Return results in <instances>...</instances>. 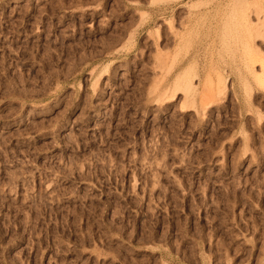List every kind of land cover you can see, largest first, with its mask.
Masks as SVG:
<instances>
[{
  "label": "rangeland",
  "instance_id": "1",
  "mask_svg": "<svg viewBox=\"0 0 264 264\" xmlns=\"http://www.w3.org/2000/svg\"><path fill=\"white\" fill-rule=\"evenodd\" d=\"M263 13L0 0V264H264Z\"/></svg>",
  "mask_w": 264,
  "mask_h": 264
},
{
  "label": "bare ground",
  "instance_id": "2",
  "mask_svg": "<svg viewBox=\"0 0 264 264\" xmlns=\"http://www.w3.org/2000/svg\"><path fill=\"white\" fill-rule=\"evenodd\" d=\"M261 9V8H260ZM262 10V9H261ZM261 10H259L260 12L259 13H261L262 11ZM257 12H258V10H257ZM246 13V12H245ZM264 14V13H263ZM247 15V14H246ZM248 17H249V15H248ZM245 26H246V29L249 31V32H251V31H253V29L254 28H252V25L249 23V21H248V18L246 17L245 18ZM262 25V24H261ZM259 36H261V35H259ZM252 38H254V37H252ZM251 39V38H250ZM262 62H264L263 60H261ZM254 65V64H253ZM252 66V65H251ZM248 67V66H247ZM249 68V67H248ZM250 69V68H249ZM258 77V76H257ZM256 77V78H257ZM261 77V76H260ZM263 78H260L261 80H263L262 82H260V85L262 84V85H264V65H263V76H262ZM224 80H220V82L222 83ZM259 82V81H258ZM185 84V86L184 87H182L181 88V90L185 93V101H184V106H186L187 108H196V104H198L197 103V100H196V97L198 96V91L195 89V88H192V81H190V80H188L186 83H184ZM183 84V85H184ZM223 84V83H222ZM261 85V86H262ZM264 87V86H263ZM206 90V89H205ZM222 89L220 88V87H218L217 88V92L218 93H220V91H221ZM176 91L177 90H175V92H173V93H171V95H169V97H167V99H170V100H172V99H174L175 97H176ZM209 94H203L202 95V98H201V100H202V102L200 103L201 104V106H203V107H206V106H209V104H210V102H212V100H211V98L214 96V92H213V89H212V92L213 93H211V91H207ZM216 92V93H217ZM205 93V92H204ZM163 99V97L161 98V100ZM209 100H211V101H209ZM205 109V108H204Z\"/></svg>",
  "mask_w": 264,
  "mask_h": 264
}]
</instances>
